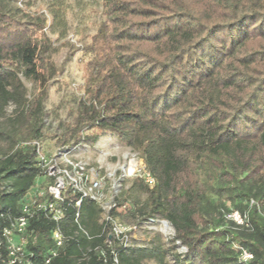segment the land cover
I'll list each match as a JSON object with an SVG mask.
<instances>
[{
  "label": "trees",
  "instance_id": "obj_1",
  "mask_svg": "<svg viewBox=\"0 0 264 264\" xmlns=\"http://www.w3.org/2000/svg\"><path fill=\"white\" fill-rule=\"evenodd\" d=\"M65 1L51 0L49 24L42 12L0 0V264L2 228L43 175L32 142L44 136L43 100L55 71L44 54L46 27L66 32ZM99 3L85 93L56 144L92 145L111 134L136 151L155 184L134 178L127 191H143L144 200L129 204L121 191L115 201L128 207L109 214L166 220L172 241L186 248L173 254L176 264H243L236 245L252 253L246 264H264V0ZM21 76L34 86L29 96ZM77 197L64 194L59 225L78 232L50 264H166L158 243L107 245L110 221L99 222L102 210L89 198L75 206ZM231 210L245 211L246 223L227 220ZM31 227L27 247L42 264L54 223L37 213Z\"/></svg>",
  "mask_w": 264,
  "mask_h": 264
},
{
  "label": "rangeland",
  "instance_id": "obj_2",
  "mask_svg": "<svg viewBox=\"0 0 264 264\" xmlns=\"http://www.w3.org/2000/svg\"><path fill=\"white\" fill-rule=\"evenodd\" d=\"M16 1L17 6L23 11L42 12L48 17L49 24L52 23L48 13L51 8L49 4L51 0ZM65 2L69 7L66 32L61 31L60 33L62 28L56 25L54 26L57 32H52L49 26L46 27L50 41L44 54L54 63L55 71L46 85V94L43 100L44 136L39 144L44 153L53 152L66 146L56 144L55 136L61 135L65 126L70 124L75 104L78 98L85 93V83L89 71L88 63L92 57L86 49L89 47L91 36L95 31L96 22L101 17L100 0H66ZM21 80L26 88L27 96H29L34 90V86L23 76H21ZM5 112L7 116H11L13 105L9 104ZM74 147L70 156L92 166H99L102 173H108L109 183L114 184L117 188L120 187V192H123L129 204L133 200L137 202L144 200L143 191L137 188L130 192L127 191L134 178L120 179L121 166L138 154L129 147L120 144L115 135L101 134L92 145L82 144ZM120 183L121 186H119ZM225 204L229 205L227 201ZM118 220L130 226L132 230L130 244L132 246L148 247L160 244L164 251L166 264H176L174 253L182 256L186 252L185 246L178 241H172L174 230L166 220L155 219L154 222L149 220L137 222L127 215ZM143 263L155 264L152 259H144ZM191 264L201 263L192 260Z\"/></svg>",
  "mask_w": 264,
  "mask_h": 264
},
{
  "label": "built area",
  "instance_id": "obj_3",
  "mask_svg": "<svg viewBox=\"0 0 264 264\" xmlns=\"http://www.w3.org/2000/svg\"><path fill=\"white\" fill-rule=\"evenodd\" d=\"M35 146L38 165L43 169V175L37 179L34 187L29 189L20 204V212L9 220L2 228V244L6 249V257L2 264H36V258L31 249L27 247L28 238L32 232V219L37 213H42L46 219L54 223L50 231L51 245L42 256V264H50L63 250L66 242L74 238L78 231L65 233L60 228L64 213L62 205L65 193L77 194L74 205L79 206L82 198L94 201L102 210L99 222L108 220L111 223L110 233L106 240L110 245L114 240L118 246H130V226L118 219L112 218L109 211L112 209L126 210L127 203L117 205L115 197L120 193V187L110 184L108 173H102L99 166H92L70 156L73 146H63L56 151L44 153L39 141L32 142ZM132 177L140 178L149 187L155 184V179L145 169L144 163L138 156H133L120 168V179ZM121 182V181H120ZM110 184V186H109ZM121 186V183L119 184ZM77 222L78 213L75 214ZM225 218L238 225L247 221L246 212L231 210L225 213ZM154 222L155 219H149ZM78 229L87 235L86 231L78 225ZM237 248L238 261L249 263L253 255L244 247ZM114 262H117L114 258Z\"/></svg>",
  "mask_w": 264,
  "mask_h": 264
}]
</instances>
